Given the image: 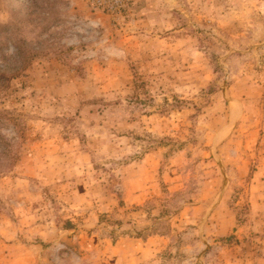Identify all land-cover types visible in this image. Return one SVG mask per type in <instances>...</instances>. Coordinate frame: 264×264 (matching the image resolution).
Listing matches in <instances>:
<instances>
[{
	"label": "rangeland",
	"instance_id": "obj_1",
	"mask_svg": "<svg viewBox=\"0 0 264 264\" xmlns=\"http://www.w3.org/2000/svg\"><path fill=\"white\" fill-rule=\"evenodd\" d=\"M95 1L0 0V264H264V0Z\"/></svg>",
	"mask_w": 264,
	"mask_h": 264
},
{
	"label": "trees",
	"instance_id": "obj_2",
	"mask_svg": "<svg viewBox=\"0 0 264 264\" xmlns=\"http://www.w3.org/2000/svg\"><path fill=\"white\" fill-rule=\"evenodd\" d=\"M8 27L7 26H1L0 25V30H5L7 29ZM20 74L18 75H13V77H18ZM0 81H9V79H7L6 77H0ZM9 113L7 111H4V112H0V124L1 122L4 121H9ZM5 124V123H4ZM5 139L0 135V174H5L9 171H11V168H12V163H10L9 165L8 164H5L4 162L7 161V157L10 158L11 154H12V150L9 148L8 144H6L5 142Z\"/></svg>",
	"mask_w": 264,
	"mask_h": 264
},
{
	"label": "built area",
	"instance_id": "obj_3",
	"mask_svg": "<svg viewBox=\"0 0 264 264\" xmlns=\"http://www.w3.org/2000/svg\"><path fill=\"white\" fill-rule=\"evenodd\" d=\"M95 5L109 13L120 12L123 7L122 0H96Z\"/></svg>",
	"mask_w": 264,
	"mask_h": 264
}]
</instances>
